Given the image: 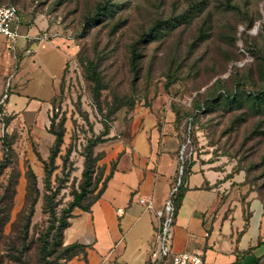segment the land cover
I'll return each mask as SVG.
<instances>
[{
  "label": "rangeland",
  "instance_id": "1",
  "mask_svg": "<svg viewBox=\"0 0 264 264\" xmlns=\"http://www.w3.org/2000/svg\"><path fill=\"white\" fill-rule=\"evenodd\" d=\"M101 1L0 0V5L15 4L20 21L38 19L42 34L62 38L72 49L49 115L48 127L54 119V128L63 131L49 178L43 160L52 145L50 135L37 143L28 134L1 133L10 150L0 170V264H38L49 206L59 214L68 205L81 181L89 143L103 125L115 139L112 127L136 108L163 118L175 110L182 118L181 142L191 141L189 158L207 157L229 173L240 171L242 186L264 209V113L246 98L239 107H229L220 97L189 123L194 106L220 89L263 90L264 0H110L108 13L92 22ZM158 22L160 33L151 35ZM134 47L135 66L130 59ZM88 61L95 62L102 77L97 92L86 77ZM99 146L92 148L95 191L113 163Z\"/></svg>",
  "mask_w": 264,
  "mask_h": 264
},
{
  "label": "crops",
  "instance_id": "2",
  "mask_svg": "<svg viewBox=\"0 0 264 264\" xmlns=\"http://www.w3.org/2000/svg\"><path fill=\"white\" fill-rule=\"evenodd\" d=\"M12 47L0 35V136L28 134L40 143L47 132L52 100L72 49L62 38L42 34L34 19H19ZM10 88L6 90V83ZM2 119H8L4 125ZM116 138L100 144L114 168L90 211L74 209L63 244L85 246V259L70 264H149L155 220L138 203L168 199L180 166V133L174 114L136 108L112 127ZM51 136V135H50ZM112 136V135H111ZM53 137L51 136V142ZM184 196L173 227V253L197 252L204 264H253L264 255V209L241 185L240 175L207 157L187 158ZM164 264H170L168 258Z\"/></svg>",
  "mask_w": 264,
  "mask_h": 264
},
{
  "label": "trees",
  "instance_id": "3",
  "mask_svg": "<svg viewBox=\"0 0 264 264\" xmlns=\"http://www.w3.org/2000/svg\"><path fill=\"white\" fill-rule=\"evenodd\" d=\"M5 5H14L13 3L9 2ZM1 6V5H0ZM110 0H102L100 3L96 5V8L94 10L93 15L89 18L92 22L95 21L98 16H104L108 13L110 10ZM162 23L158 22L155 23L152 28L150 29L149 33L151 35H157L160 33L162 28ZM139 55L137 54V51L134 48H132L131 51V64L133 66L136 65L137 59ZM69 62V61H68ZM68 62L66 63V66L63 70L62 77H61V83H60V89L59 93L61 92L62 87V81L64 78V74L66 71V67L68 65ZM86 77L87 79L93 83L96 92L103 87V81L102 77L97 70V65L93 61H88L86 65ZM241 93H243L241 95ZM57 97V96H56ZM55 97V98H56ZM222 98L221 101H224L226 106L231 107L232 105L240 106L242 102L244 101V98L247 99V102L249 105L254 108L257 113H264V88L262 91H245L244 89L238 90L237 88L232 89L231 91H225L220 89L216 95L213 97H207L200 103L196 104L194 106L193 113L190 115V126L193 125V119L195 116L199 114H203L207 112L210 108L211 103H215L216 100L219 98ZM55 98L52 100L51 104L54 103ZM211 103L209 104V102ZM174 112V124L177 130H179V125L182 121V118L180 115L173 110ZM8 119H2L3 124L5 125L7 123ZM54 119H52L50 123V127H48L47 132L53 137L52 145L49 149V154L46 160H43L44 164V175L45 179L49 178L51 169L49 166H51L57 157V154L59 152L60 146L63 142V131L59 129H55L53 126ZM110 129L107 127V125H103V131L100 135L95 137L94 141H91L89 145L86 148V153L84 156V164H83V170L81 173V181L79 183L78 189L72 193V200L68 203V205L65 208H62L59 214H56L53 207L51 205L48 208V212L50 215V223L42 235L40 239V251H39V260L38 264H55L59 263L60 260H71L75 256L81 255L83 259H85V246L78 245V244H71V245H64L63 244V233L66 228L69 226V219L72 217V211L74 209H80L82 211H90L91 206L100 198L102 195L107 181L111 177V172L114 168V164L112 163V166L110 168V172L104 179L103 185L100 189L96 190V183L95 178L93 177L94 170H93V153L92 148L96 145L105 143L109 140L113 139V136L110 135ZM6 139L5 135L3 134L1 136V146L3 151V160L2 163H0V170L4 165L7 164L5 162V155L7 154L9 149V146L4 141ZM190 163L183 162V170L181 175V184L177 189L176 194L173 197V205L175 208V215H177L178 209L182 203V199L184 196L185 188H184V178L189 172ZM240 172V171H239ZM239 172H230L229 176L232 177L234 175H238ZM96 174V173H95ZM245 182V175L244 180L241 183L244 184ZM248 192H252L249 191ZM253 193V192H252ZM48 202L50 201L49 197ZM253 264H264V255L255 259Z\"/></svg>",
  "mask_w": 264,
  "mask_h": 264
},
{
  "label": "built area",
  "instance_id": "4",
  "mask_svg": "<svg viewBox=\"0 0 264 264\" xmlns=\"http://www.w3.org/2000/svg\"><path fill=\"white\" fill-rule=\"evenodd\" d=\"M18 20V8L14 5L0 6V35H2L10 47L18 38V30L14 27ZM10 88V82L6 83V90ZM4 93L0 102L7 98ZM190 138L186 137L179 149L180 166L175 181L173 182L168 199L162 206H156L151 197L140 198L138 203L143 209L154 217V231L152 245L149 254V264H164L170 258V264H204L203 256L197 252L173 253V227L176 219L173 197L181 184L183 162L191 155Z\"/></svg>",
  "mask_w": 264,
  "mask_h": 264
}]
</instances>
